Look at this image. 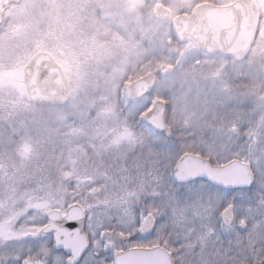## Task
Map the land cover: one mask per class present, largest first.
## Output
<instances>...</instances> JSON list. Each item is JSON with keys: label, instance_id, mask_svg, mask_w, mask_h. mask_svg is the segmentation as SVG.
Segmentation results:
<instances>
[{"label": "snow or ice", "instance_id": "1", "mask_svg": "<svg viewBox=\"0 0 264 264\" xmlns=\"http://www.w3.org/2000/svg\"><path fill=\"white\" fill-rule=\"evenodd\" d=\"M0 0V264H264V0Z\"/></svg>", "mask_w": 264, "mask_h": 264}, {"label": "water", "instance_id": "2", "mask_svg": "<svg viewBox=\"0 0 264 264\" xmlns=\"http://www.w3.org/2000/svg\"><path fill=\"white\" fill-rule=\"evenodd\" d=\"M202 6L206 9V15L210 19L215 20L218 24H225L227 22H230L232 14L225 12L222 8H214L211 3H203L202 5L200 4L196 6L193 11H197Z\"/></svg>", "mask_w": 264, "mask_h": 264}, {"label": "flooded vegetation", "instance_id": "3", "mask_svg": "<svg viewBox=\"0 0 264 264\" xmlns=\"http://www.w3.org/2000/svg\"><path fill=\"white\" fill-rule=\"evenodd\" d=\"M211 2V0H203V3Z\"/></svg>", "mask_w": 264, "mask_h": 264}, {"label": "rangeland", "instance_id": "4", "mask_svg": "<svg viewBox=\"0 0 264 264\" xmlns=\"http://www.w3.org/2000/svg\"><path fill=\"white\" fill-rule=\"evenodd\" d=\"M198 5V4H197Z\"/></svg>", "mask_w": 264, "mask_h": 264}]
</instances>
